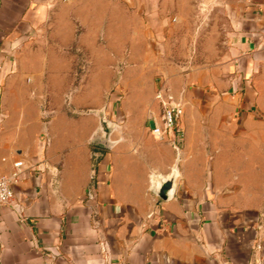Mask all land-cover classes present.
I'll return each instance as SVG.
<instances>
[{
	"label": "crops",
	"instance_id": "obj_1",
	"mask_svg": "<svg viewBox=\"0 0 264 264\" xmlns=\"http://www.w3.org/2000/svg\"><path fill=\"white\" fill-rule=\"evenodd\" d=\"M134 1L0 0V174L23 162L0 264H264V0H178L210 45L159 64ZM162 86L179 145L152 132ZM102 109L111 150L91 144Z\"/></svg>",
	"mask_w": 264,
	"mask_h": 264
},
{
	"label": "rangeland",
	"instance_id": "obj_2",
	"mask_svg": "<svg viewBox=\"0 0 264 264\" xmlns=\"http://www.w3.org/2000/svg\"><path fill=\"white\" fill-rule=\"evenodd\" d=\"M137 1H134V8L139 4ZM144 1L147 5L144 16L150 24L151 32L149 54L155 64H159L160 61L164 60H173L175 55L180 52L176 49L179 46L182 48L187 46V49L191 50V52H193L192 49L196 48L197 50H194L196 55L198 54L200 57L205 55L206 51H201L200 48L210 45L209 37L205 34V30L211 26V19L206 14V11L203 10V6L197 14L189 6H184V9L183 7L178 9V0ZM181 16H184L183 20L180 19ZM222 39L223 37L220 35L215 36L212 44L217 43V45L221 46L222 42L225 41ZM183 40L185 43H181ZM167 46H171L172 49H167ZM137 54L139 57L141 52L138 51Z\"/></svg>",
	"mask_w": 264,
	"mask_h": 264
},
{
	"label": "built area",
	"instance_id": "obj_3",
	"mask_svg": "<svg viewBox=\"0 0 264 264\" xmlns=\"http://www.w3.org/2000/svg\"><path fill=\"white\" fill-rule=\"evenodd\" d=\"M157 99L159 100L163 115L162 124L156 125L152 132L155 136L164 138L170 136L175 145H179L184 138L183 130L180 127L181 119L184 114V104L178 100L171 91L162 86L157 90ZM23 162L15 164L16 171L10 175L0 174V205L10 204L15 197L13 185L19 181L20 168Z\"/></svg>",
	"mask_w": 264,
	"mask_h": 264
},
{
	"label": "water",
	"instance_id": "obj_4",
	"mask_svg": "<svg viewBox=\"0 0 264 264\" xmlns=\"http://www.w3.org/2000/svg\"><path fill=\"white\" fill-rule=\"evenodd\" d=\"M101 115V122L99 125L98 130L94 133L91 138V144L99 146L105 150H111L114 145L115 141L111 139V133L115 129V125L110 122L105 109L100 111ZM179 160H177L172 175L167 178L157 177L156 182L152 186V191L162 200H169L171 199L176 192V177H177V168H178Z\"/></svg>",
	"mask_w": 264,
	"mask_h": 264
}]
</instances>
